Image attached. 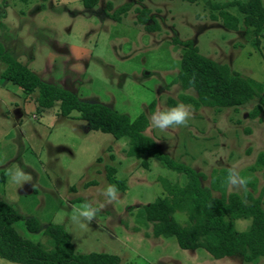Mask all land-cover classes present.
<instances>
[{
  "label": "rangeland",
  "instance_id": "rangeland-1",
  "mask_svg": "<svg viewBox=\"0 0 264 264\" xmlns=\"http://www.w3.org/2000/svg\"><path fill=\"white\" fill-rule=\"evenodd\" d=\"M232 1L248 0H96L92 7L84 0H0V41L45 82L132 119L173 107L170 99L188 106L183 126L161 131L150 122L146 134L162 152L203 172L204 185L211 186L214 171L222 169L242 178L243 184L228 183L227 191L262 196L264 208V165L256 163L264 152V119L251 116L255 102L238 110L195 107L179 97L195 92L172 82L184 51L178 38L193 40L202 54L264 83V37L257 46L231 4L226 10L240 24L228 28L224 8L216 6ZM130 2L121 21L110 16ZM138 8L151 10L152 30L136 22ZM35 97L0 76V199L22 215L15 225L23 237L50 247L44 231L53 222L65 226L78 251L114 253L122 264H264V256L255 262L215 258L202 248H181L174 237L154 236L140 208L166 193L164 179L184 184L188 178L150 157L148 167L128 157L126 138L90 130L77 112L63 116L56 106L40 112ZM107 185L118 190L116 199L104 194ZM86 206L95 209L91 219L79 216ZM29 216L39 220L37 232L27 229ZM176 217L186 220L184 214ZM249 223L238 219L236 226ZM0 264L19 263L0 257Z\"/></svg>",
  "mask_w": 264,
  "mask_h": 264
},
{
  "label": "trees",
  "instance_id": "trees-1",
  "mask_svg": "<svg viewBox=\"0 0 264 264\" xmlns=\"http://www.w3.org/2000/svg\"><path fill=\"white\" fill-rule=\"evenodd\" d=\"M195 3L199 0H183ZM92 7L96 0H84ZM237 7L243 15V24L256 35L255 44L260 45L264 37V0L232 1L221 11L224 24L230 29H238L240 18L226 10ZM130 3H126L110 14L121 21ZM111 7V4H109ZM136 22L152 30L149 8H138ZM176 43L184 47L180 70L172 80L184 90H193L195 95L181 93L180 99L195 107L208 106L238 110L251 101L255 105L251 116L264 119V83L233 70L228 64L218 62L202 54L191 39ZM0 63L3 64L1 78L9 85L19 87L26 95L36 93L35 101L40 112L57 107L60 114L70 117L75 112L86 121L90 130L112 134L116 139H127L124 151L128 157L143 159L149 166L151 159L157 160L165 168L185 175L188 180L173 182L164 179L166 193L157 197L140 210L143 220L153 223L154 236L174 237L183 249L202 248L215 258L241 256L245 261L255 262L264 256V208L262 196H254L251 191L243 195L228 192V175L222 169L214 171L211 186L204 185L205 174L183 162L171 158L157 146L154 137L146 134L150 124L147 113L142 112L131 118L107 105L81 100L75 93L63 87L45 82L27 65L13 56L0 41ZM176 104L174 99L169 100ZM264 165V152L256 162ZM114 184L117 180L109 173ZM218 190L219 194L213 191ZM176 214H184L181 222ZM22 218L16 208L0 199V257L19 264H122L119 255L101 251L81 252L76 249L70 233L63 224L49 223L44 234L48 236L50 247L23 237L15 223ZM251 219L245 229L236 226L238 219ZM27 229L37 232L39 220L35 216L26 217Z\"/></svg>",
  "mask_w": 264,
  "mask_h": 264
},
{
  "label": "clouds",
  "instance_id": "clouds-1",
  "mask_svg": "<svg viewBox=\"0 0 264 264\" xmlns=\"http://www.w3.org/2000/svg\"><path fill=\"white\" fill-rule=\"evenodd\" d=\"M189 117L190 111L188 106L182 103H177L173 107L151 113L149 119L152 127L163 131L169 127L183 126ZM16 175L18 178L23 179V177H21L19 173H17ZM227 179L228 183L233 185L238 182L240 184L244 183L242 178H238L235 174L232 173L228 175ZM117 193L118 190L114 185H107L104 189V194L111 200L116 199ZM94 213L95 209L86 206L84 210H81L79 212V216L83 217L84 219H91ZM73 219L75 220L76 218L74 217Z\"/></svg>",
  "mask_w": 264,
  "mask_h": 264
}]
</instances>
